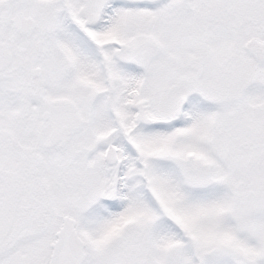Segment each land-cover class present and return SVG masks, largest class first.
<instances>
[{"label": "snow or ice", "instance_id": "snow-or-ice-1", "mask_svg": "<svg viewBox=\"0 0 264 264\" xmlns=\"http://www.w3.org/2000/svg\"><path fill=\"white\" fill-rule=\"evenodd\" d=\"M0 264H264V0H0Z\"/></svg>", "mask_w": 264, "mask_h": 264}]
</instances>
